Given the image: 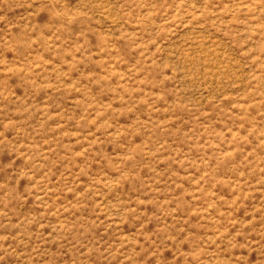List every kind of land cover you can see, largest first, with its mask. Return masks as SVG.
Instances as JSON below:
<instances>
[{
  "label": "rangeland",
  "instance_id": "rangeland-1",
  "mask_svg": "<svg viewBox=\"0 0 264 264\" xmlns=\"http://www.w3.org/2000/svg\"><path fill=\"white\" fill-rule=\"evenodd\" d=\"M0 264H264V0H0Z\"/></svg>",
  "mask_w": 264,
  "mask_h": 264
}]
</instances>
